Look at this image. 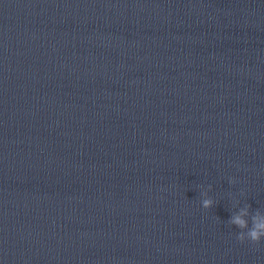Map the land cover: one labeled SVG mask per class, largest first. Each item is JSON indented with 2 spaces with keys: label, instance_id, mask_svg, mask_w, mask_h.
<instances>
[{
  "label": "clouds",
  "instance_id": "obj_1",
  "mask_svg": "<svg viewBox=\"0 0 264 264\" xmlns=\"http://www.w3.org/2000/svg\"><path fill=\"white\" fill-rule=\"evenodd\" d=\"M213 203L214 201L211 198H203L201 201L202 207L204 209H210L213 206ZM244 215H247L246 209L242 211L240 215L233 216L232 219L229 221V224L240 229L237 235V239L240 242L249 240L253 244H259L261 239L264 238V223L258 221V216H253L252 217L253 224L251 227H249L247 222L244 219H242V216Z\"/></svg>",
  "mask_w": 264,
  "mask_h": 264
}]
</instances>
